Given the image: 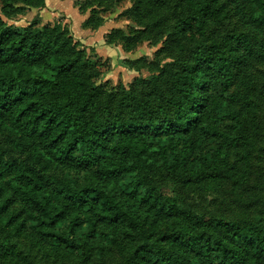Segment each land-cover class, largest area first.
Listing matches in <instances>:
<instances>
[{"label":"trees","instance_id":"obj_1","mask_svg":"<svg viewBox=\"0 0 264 264\" xmlns=\"http://www.w3.org/2000/svg\"><path fill=\"white\" fill-rule=\"evenodd\" d=\"M0 3L6 20L46 6ZM146 5L173 60L126 89L98 84L65 25L0 17V264H35L18 242L59 264H264V0ZM225 187L239 215L192 206Z\"/></svg>","mask_w":264,"mask_h":264},{"label":"rangeland","instance_id":"obj_2","mask_svg":"<svg viewBox=\"0 0 264 264\" xmlns=\"http://www.w3.org/2000/svg\"><path fill=\"white\" fill-rule=\"evenodd\" d=\"M135 2L136 0H47V6L43 9H27L10 20L1 15L0 17L15 27H25L34 20L39 26H51L56 22L65 25L74 40L85 47L87 56L98 63L101 71L98 84L104 85L107 90L120 87L126 89L138 78L148 80L158 76L159 70L173 60L168 51L162 49L165 46V32L169 29V22L167 24L162 21L160 29L152 32L150 29L156 19L155 12L146 5L141 11L143 18L140 19L134 9ZM88 19V26H83V22ZM141 30L144 31L139 37ZM118 34L129 38L136 36L137 39L122 43ZM86 35L90 39L98 38L99 41L91 44L92 41ZM109 39L114 41L108 45L105 41ZM96 49L105 50L107 56L97 55ZM256 76L258 73L251 72L249 79H255ZM259 114L264 120V99L259 101ZM261 134L264 137V132ZM258 146L264 147L260 142L257 148ZM253 162L255 175L251 177L249 189L252 193L258 192L261 198L264 197V154L258 151ZM190 202L195 210L205 214L239 215L238 212L230 210H235L236 198L228 187L219 192L194 196ZM18 247L35 264H59L43 258L40 252L30 248L27 243L18 242ZM104 264L121 262L113 258Z\"/></svg>","mask_w":264,"mask_h":264},{"label":"crops","instance_id":"obj_3","mask_svg":"<svg viewBox=\"0 0 264 264\" xmlns=\"http://www.w3.org/2000/svg\"><path fill=\"white\" fill-rule=\"evenodd\" d=\"M46 6H47V0H46ZM45 6V7H46ZM90 34H92V33H90ZM87 36V35H86ZM87 39H90V37H88L87 36ZM89 41H92V42H90L91 44L92 43H94V42H98L99 40H98V38H92V39H90ZM89 42H87V44H88ZM96 51V54L97 55H99V56H107L106 54H107V52L105 51V50H103V49H96L95 50Z\"/></svg>","mask_w":264,"mask_h":264}]
</instances>
